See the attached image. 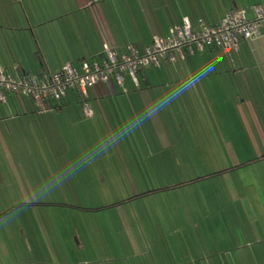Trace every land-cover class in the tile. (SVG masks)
<instances>
[{
    "label": "crops",
    "instance_id": "crops-1",
    "mask_svg": "<svg viewBox=\"0 0 264 264\" xmlns=\"http://www.w3.org/2000/svg\"><path fill=\"white\" fill-rule=\"evenodd\" d=\"M55 1L57 10L44 13L37 10L34 0H0V65L7 72L18 77L46 70L57 71L68 64L100 58L104 45L110 46L118 54L124 53L129 45L140 48L149 46L154 37H166L171 28L183 25L185 19L196 23L203 18L213 25L234 9L264 5V0H205L209 3L208 7L204 4L202 7L201 2L204 0ZM19 3L23 6H18ZM16 5L18 9L15 10ZM56 21L58 28L54 32L50 29L51 25L57 24ZM52 45L57 46L60 51L54 62L49 59L51 53L48 51ZM208 66L214 67V71L200 79L204 68ZM167 67L171 68L172 73L168 76L163 74L166 76L164 77L160 70ZM150 70L155 74L149 73ZM140 78L142 87L136 91L119 90L113 82L90 90L91 117L85 114L74 91H68L61 103L49 106L43 112L38 111L30 100L19 102L13 96L9 97L6 104L0 105V144L6 150V161L10 167L7 171L0 170V193L5 187L4 193L22 192L26 199L7 209L5 214L18 209L35 208L40 203L31 198L32 188L26 182V176L17 168L11 149L12 136L9 138L2 127L3 121L7 122L9 119L4 106L9 104L8 110L12 112L13 119L50 115L55 119L57 116L65 134L75 135L73 139H69L73 149L70 148L67 156L60 159V169H51V172L41 174L48 181V185H41L43 193L48 189L51 193L60 194L58 202L52 200L44 203V207L74 210L87 218H82L86 222L82 233L79 226H76V240H69L65 229H60V236H57L54 244L51 237H48L51 244L49 249L55 257L67 258V251L73 252L72 250L82 253L87 248L85 243H93L92 234L96 229L93 231L88 225H93V220L97 218L95 214L109 210L110 206H95L90 201L92 195L98 194L100 189L105 191V188H113L115 178L129 179L134 177V172L137 175L143 174L142 171L123 165V151L121 156L115 152L116 145L127 146L126 140L120 143L115 138L107 137L104 141V138L99 140L97 137L100 130L113 135L117 128L124 130L127 122L123 119V114H126L129 123L134 122V125L147 130L146 133L143 130L145 142L150 147H156L158 160L165 159L167 152L169 155L174 154L171 153L173 136L176 137L179 131H185L191 142L189 146L194 148L181 150L179 157L183 162L218 163L222 159L219 156L222 155L235 163H242L241 167L251 163L249 170L254 175L256 170L264 172V29L259 39L240 44L234 66L221 51L210 49L174 65L164 64L161 68L147 69L141 72ZM163 81L168 82L165 85L170 89H164L163 92L155 90L156 83L159 88V83ZM190 81L193 82V88H186ZM101 86L103 89H99ZM177 90L180 95L172 97V92ZM162 96L167 97L170 103L164 102ZM120 100L121 104L116 106ZM161 104L164 106L160 107ZM167 109L173 115L171 127L164 122V112ZM155 121L158 126L154 124ZM70 122L76 126L75 134L71 132ZM82 128L88 136L91 134L92 137L87 138L89 141L82 137ZM216 145H220L223 150H216ZM100 146L103 147L101 153L98 149ZM76 147L84 148L85 153L81 148L78 151ZM93 161L95 163L92 164ZM113 162L118 163L117 169ZM162 171L158 167V172ZM161 175L162 173H158V176ZM258 184H261L260 181ZM258 184L256 204L236 202L228 208L226 205L221 209L231 213L225 212V217L209 221L213 226L220 227L215 239L219 244L214 250H203L200 253L198 258L203 260L201 264H264V201H261V190L264 187ZM235 190L237 191L236 183ZM68 195H75L74 201ZM82 195H86L88 201L84 202ZM37 216L38 223L35 224L34 220L33 226L39 227V233L29 232L32 249L41 233L49 231L44 217ZM0 219L4 220L3 216ZM105 220L106 222L97 221L96 225L100 226L102 222L101 225H105L106 230L111 228L114 232L113 222L107 218ZM123 230L121 225L119 232L123 233ZM134 240L137 241L136 238ZM69 242L73 244L64 245ZM9 248L11 256L15 257L23 250L11 229L4 236L0 257H7Z\"/></svg>",
    "mask_w": 264,
    "mask_h": 264
},
{
    "label": "rangeland",
    "instance_id": "rangeland-1",
    "mask_svg": "<svg viewBox=\"0 0 264 264\" xmlns=\"http://www.w3.org/2000/svg\"><path fill=\"white\" fill-rule=\"evenodd\" d=\"M34 3L37 10L44 13L57 10L58 6L55 0H34ZM201 4L202 7L203 4L206 7L209 5L205 0ZM21 5L23 6L22 3L18 4L20 7ZM9 6L13 10L12 5L9 4ZM18 6H15V10L18 9ZM57 25L58 23L51 25L50 30L55 32L58 28ZM48 51L51 53L49 59L53 62L56 61L60 55L57 46L52 45ZM149 73L155 74L151 70ZM171 73L172 70L168 67L165 70H160L162 75L168 76ZM124 78V87L116 84L117 89L126 92L141 89L140 87L134 88L127 75ZM138 78L141 81L140 75ZM165 84L168 82H160L158 88V83H156L155 90L159 89L160 92H163L164 89H170ZM99 89H103L102 86ZM162 99L164 102H169L167 97L162 96ZM120 104L121 100L116 106ZM11 106L13 107L12 104ZM4 108L7 109L9 119L7 122L3 121L2 127L5 134H9V138L12 136L14 140V142L10 141L13 145L11 149L16 159L17 168L26 176L25 180L32 188L30 189L31 198L40 204L35 208L18 209L10 214H5L8 212L7 209L21 204L26 199L22 192L4 193L6 189L4 187V191L0 193V218L2 216L4 218V220L0 219V251L4 245V236H7L10 229L23 250L18 257L11 256L10 248L8 255L4 251L7 257H0V264H201L203 260L198 258L200 253L203 250H214L219 244L215 239L220 227L213 226L209 221L225 217V212L231 213V211L221 209L226 205L228 208L229 205L234 206L236 202L256 204L257 190L259 191L256 186L259 181L261 184L258 186L264 187V172L256 170L255 175L252 174L249 170L251 168L249 162L246 167H241L242 163H235L222 155L219 156V159H222L218 163L183 162L179 157L181 150H187L188 147L191 150L194 148L189 146L191 142L188 141L185 131L177 133L175 131L178 135L173 136L172 140L174 145L171 153L174 154L169 155L167 152V155L164 156L165 159L158 160L156 147H150L145 142L144 129L137 125L129 127V120H127L126 114H123V119L127 122L124 130L117 128L115 135L106 134L100 130L97 137L99 140L104 138V141L107 137L115 138L120 143L126 140L127 146L118 147L115 144V152L118 156L124 153L125 164L123 162V165H128L135 171H142L143 174L137 175L134 172V177L129 179L115 178L113 179L115 182L113 188H105V191L100 189L98 194L92 195L90 201L95 206H110L109 210L95 214L97 218L93 220V225H88L89 229L93 231L96 229L92 234L94 244L92 242L85 243L87 248L82 253L77 252L79 255L72 250L73 252L67 251V258L55 257L49 249L51 244L48 237H51L54 244L57 236H60V229H65L64 232L69 240H76V226H79L82 233L83 226L86 225L84 219L87 218H84L85 215L83 217L81 214L78 215V212L76 213L74 210L44 207V203L52 202V200L58 202L60 194L51 193L48 189L45 190V194L43 193L41 185H48V181L41 177V174L42 172H51V169L52 171L60 169V159L64 155L67 156L68 150L72 148L69 139H73L75 135L65 134L57 116L55 119L51 115L35 118L22 116L13 119L12 112L8 110L9 104ZM0 115L2 117L1 113ZM172 117V113L167 109L164 112V122L168 127H171ZM131 120L133 122V119ZM154 124L158 126L156 121ZM70 126L71 132L75 134L76 126L72 122H70ZM81 131L85 141H89L87 138H91V134L88 136L84 128ZM144 131L147 132V130ZM93 136L96 137V135ZM76 137L80 141L77 134ZM218 146L214 148L218 150L220 145ZM80 148L85 153L84 148L76 147L78 151ZM98 149L100 153L103 152L102 146ZM220 149L223 150L222 147ZM5 151V148L0 144L1 171H7L10 168L9 162L6 161L7 153ZM178 151L179 154H176ZM113 164L117 169L118 163L113 162ZM158 167L163 171L158 172ZM158 173H162L161 177L158 176ZM19 190L21 191V188ZM261 194V201H264V190H261ZM68 196L74 201L75 195ZM82 197L84 202L88 201L86 195H82ZM37 214L44 217L46 228L49 231L41 233L32 249L29 244V232L39 233V227L33 226L34 220L35 224L38 223ZM82 218L84 219L82 220ZM105 218L113 222L114 232L111 228L106 230L105 225V228L101 225L102 222H100V226L96 225L97 221L106 222ZM121 225L124 229L123 233L119 232ZM88 233L91 235L90 232ZM135 238L137 241L134 240ZM72 244L71 242L64 243L65 246Z\"/></svg>",
    "mask_w": 264,
    "mask_h": 264
},
{
    "label": "built area",
    "instance_id": "built-area-1",
    "mask_svg": "<svg viewBox=\"0 0 264 264\" xmlns=\"http://www.w3.org/2000/svg\"><path fill=\"white\" fill-rule=\"evenodd\" d=\"M264 29V5L249 9H234L217 24L200 18L196 23L188 19L183 25L171 28L166 37L156 36L149 46L129 45L118 54L104 45L102 56L91 61L68 64L57 71H43L34 75L14 76L0 65V105L15 97L19 102L32 100L38 110L47 109V102H61L68 91L77 93L85 114L93 115L89 91L99 84L115 82L124 87L125 78L140 87L139 74L148 68H161L186 61L188 56L210 48L220 50L234 66L235 56L243 41L256 40Z\"/></svg>",
    "mask_w": 264,
    "mask_h": 264
},
{
    "label": "clouds",
    "instance_id": "clouds-1",
    "mask_svg": "<svg viewBox=\"0 0 264 264\" xmlns=\"http://www.w3.org/2000/svg\"><path fill=\"white\" fill-rule=\"evenodd\" d=\"M205 69V71L203 72V75H202V77H200V79H202L205 75H207L209 72H211V71H214V67H212V66H208V67H206V68H204ZM186 88H193V82H189L187 85H186ZM180 95V91L179 90H177V91H174V92H172V94H171V96L172 97H176V96H179ZM171 98V97H170ZM164 105L163 104H161L160 105V107H163ZM144 126V125H143ZM129 127H134V124H132V123H130L129 124ZM134 134V133H133ZM114 146V145H113ZM93 163H95V161H93L92 162V164ZM50 195V194H49Z\"/></svg>",
    "mask_w": 264,
    "mask_h": 264
},
{
    "label": "trees",
    "instance_id": "trees-1",
    "mask_svg": "<svg viewBox=\"0 0 264 264\" xmlns=\"http://www.w3.org/2000/svg\"><path fill=\"white\" fill-rule=\"evenodd\" d=\"M210 49H215V48H210ZM210 49H208V50H210ZM208 50H206V51H208ZM216 50H218V49H216ZM218 51H220V50H218ZM205 52V51H204ZM198 53H202V52H198ZM195 55H197V53L195 54ZM195 55H193V56H195ZM224 55V54H223ZM193 56H188V58L189 57H193ZM225 57V56H224ZM187 58V59H188ZM186 59V60H187ZM148 69H151V68H148ZM145 70H147V69H145ZM145 70H143V71H145ZM143 71H141V72H143ZM141 72H140V74H141ZM139 74V75H140ZM112 82H110L109 84H111ZM115 85H116V83L115 82H113ZM109 84H107V85H109ZM99 85H104V84H99ZM98 86V85H97ZM96 86V87H97ZM95 87V88H96ZM142 87V82L140 81V88ZM134 88H136V87H134ZM94 89V88H93ZM92 90V89H91ZM89 95H90V91H89ZM79 98V97H78ZM30 100V99H29ZM33 104H34V106L37 108V106L35 105V103H34V101H32V100H30ZM23 102V101H22ZM62 102V101H61ZM61 102H59V103H61ZM81 102V101H80ZM59 103H57V102H53V101H50V102H47L46 103V105H47V108L49 107V106H52V105H55V104H59ZM18 105V104H17ZM37 110H38V108H37ZM39 111V110H38Z\"/></svg>",
    "mask_w": 264,
    "mask_h": 264
}]
</instances>
